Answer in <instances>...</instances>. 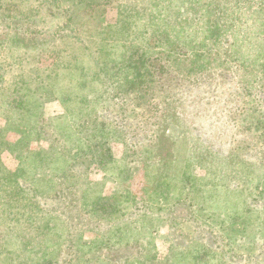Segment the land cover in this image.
I'll return each instance as SVG.
<instances>
[{
    "label": "rangeland",
    "instance_id": "1",
    "mask_svg": "<svg viewBox=\"0 0 264 264\" xmlns=\"http://www.w3.org/2000/svg\"><path fill=\"white\" fill-rule=\"evenodd\" d=\"M136 256L264 264V0H0V264Z\"/></svg>",
    "mask_w": 264,
    "mask_h": 264
},
{
    "label": "trees",
    "instance_id": "2",
    "mask_svg": "<svg viewBox=\"0 0 264 264\" xmlns=\"http://www.w3.org/2000/svg\"><path fill=\"white\" fill-rule=\"evenodd\" d=\"M175 78L176 79H178L179 81H181L182 82V79L181 78H179V77H176L175 76ZM162 81H168L167 79H163ZM180 85V84H179ZM181 86V91H183L186 95L187 94H189V90H188V88H185L184 86H182V85H180ZM195 130H197V127L195 128ZM164 135V134H163ZM160 136H161V134H159V133H156V138H155V145H154V148L152 149V153H155V155L157 156L159 153H161L160 151L163 149V144H162V141H161V139H159L160 138ZM203 140V139H202ZM202 149H204L207 153H208V149H205V148H202ZM160 158V157H159ZM162 164H166V166H167V162H164V161H162L161 162ZM163 168H165L164 166H160V169L161 170H163ZM160 170V171H161ZM159 171V172H160ZM161 174V175H160ZM132 174H129L128 176H131ZM162 175H164V176H162ZM165 176H168V174H167V170H166V168H165V170H164V172L163 173H159V175L158 176H153V178H152V180H153V183H156V189H157V191L160 193V194H163L164 196H166V195H168L169 194V191H168V189H167V186L169 185H171V184H169V182L171 181V179H167ZM144 180H147L146 178L144 179ZM149 183H152V182H147L146 184L148 185ZM152 183V184H153ZM129 194L131 193V192H128ZM178 202H180V201H176V202H174V205H176ZM164 207H162V208H160V209H163ZM127 247H121L120 249H118L120 252H123L122 253V255H120V257L122 258V259H124V256H125V254H124V250L126 249ZM145 250L148 252V251H154V249L153 250H148V249H146L145 248ZM146 251H144L146 254H144L143 255V257H147V255H148V253L146 252ZM119 260H121V259H119ZM123 262H130V263H132V264H139V263H143V261H141V259L140 258H138L137 256H136V258L135 259H131L130 261H128V260H124Z\"/></svg>",
    "mask_w": 264,
    "mask_h": 264
}]
</instances>
